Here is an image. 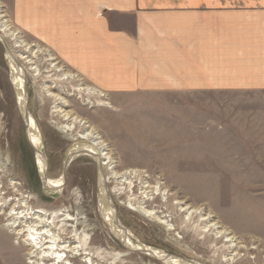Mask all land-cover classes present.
Returning <instances> with one entry per match:
<instances>
[{"label":"rangeland","instance_id":"374dc122","mask_svg":"<svg viewBox=\"0 0 264 264\" xmlns=\"http://www.w3.org/2000/svg\"><path fill=\"white\" fill-rule=\"evenodd\" d=\"M18 12V8L0 0V26L5 24L15 33L13 41L9 37L0 40V202L14 205L24 197L31 211H62L76 218V237L87 239L82 252L93 264H164L128 252L118 243L102 216L98 165L89 154L69 164L59 194L43 186L10 82L8 48L31 62L26 65L27 73L23 71L27 111L42 139L47 179L62 177L70 148L85 134L60 131L64 122L54 111L58 95L66 106L61 110H69L87 123L104 142L90 133L94 139L99 138L97 141L107 147L114 167L103 168L105 185L132 245L206 264H264V90L189 89L166 94H100L103 97L79 93L78 87L88 84L63 63L52 40L48 42L50 47L41 43L36 26L17 23ZM15 41L27 48L15 47ZM58 46L62 48L63 43ZM30 65L39 72L29 70ZM63 74L73 77L62 80ZM48 80L50 96L44 90ZM90 143L95 144L92 140ZM111 171L117 175L135 171L137 176L123 183L112 178ZM143 182L150 188L143 190ZM147 195L148 201L143 199ZM176 202L201 213L186 218ZM137 207L157 212L173 230L131 210ZM208 216V220H201ZM7 219L0 212V264H27L28 247L4 229ZM212 223L225 232L223 238L215 239L212 228L202 232ZM82 259L73 256L69 264H85Z\"/></svg>","mask_w":264,"mask_h":264},{"label":"crops","instance_id":"0c3cea01","mask_svg":"<svg viewBox=\"0 0 264 264\" xmlns=\"http://www.w3.org/2000/svg\"><path fill=\"white\" fill-rule=\"evenodd\" d=\"M6 1L103 95L264 90V0Z\"/></svg>","mask_w":264,"mask_h":264},{"label":"bare ground","instance_id":"6f19581e","mask_svg":"<svg viewBox=\"0 0 264 264\" xmlns=\"http://www.w3.org/2000/svg\"><path fill=\"white\" fill-rule=\"evenodd\" d=\"M0 32L4 34V36L0 35V40L4 41V37H9V39L12 41L15 40V33L12 32L11 29L7 25L1 24ZM22 45H24V47L27 48L23 42L15 41L14 43L15 47L22 46ZM9 52L10 51L8 49V51L6 52V61H7L9 70H10V79H11L10 82L16 93V103L21 109L23 115L24 113H27L28 115V116H25V115L23 116V121L26 122L25 126H26V135H27L28 142L31 148L35 152V159H36V164L38 165V168H39L40 178L43 182V186L48 190V192L53 193V194H59V192H61L60 186L62 184V177L55 181H50L49 179L46 178V172H45L46 171L45 170V166H46L45 159L46 158L44 157V154L42 151V139L38 132L36 123L34 122L33 118L27 111L28 100H27V93H26V86H25V77H24V72H23L24 70L22 68V65L16 59L21 61V63L24 65V68H28L26 65L27 64L29 65L31 62L28 61L26 56L24 57L19 52L17 53L14 52L16 56L12 52L10 53ZM49 66L51 68L54 67L51 64ZM32 69H33L32 72L35 74L39 72L38 68H32L31 66L29 70H32ZM54 70L56 72L57 70L59 72L61 71L58 68L57 69L54 68ZM62 76H64L62 80H64V78L66 79L67 77L71 78V76H69L68 74H63ZM48 82L49 80L44 83V90H45L46 96H50V92L48 91L47 86L48 84L49 86H51V83H48ZM53 84H56V83L54 82ZM77 91L79 93L83 92L86 95H96L97 93L96 90L89 88V87H86L85 90H81L80 87H78ZM55 100L57 102L56 103L57 105L54 107V111L57 112L58 118L60 119L62 118V121L64 122V125L63 127H61L60 131L68 134L69 132H73L76 129V127H81L80 125L81 123L77 122L78 120L74 115L69 114L70 112L65 113L63 110H61L62 107L64 108L65 102L62 101V99L58 97V95L55 98ZM58 105H61V106H58ZM90 133L95 134L92 131H90L87 134L86 133L82 134L79 137V139H81V141L83 142H77L70 148L69 153L71 152V154H73L74 151L78 152V154L76 153L77 155L75 154L76 156L74 155L75 157L73 156V158H71L72 160L70 159L71 160L70 163L79 156H82L84 154H89L88 156L93 157L96 160L97 165H99V167L102 168V171H103V168L107 166H108L107 169L112 170L114 167V162L111 156L107 154L106 145L103 144L101 141H97V139L99 138L94 139L93 135H91ZM91 140L95 142L94 144L95 148L90 143ZM63 167H64V163H63ZM110 174L112 175V178L120 179V182H123V183H130L128 180L130 178L128 177L137 176V173L135 171L134 172L127 171V172L122 173L121 175H117L116 173L111 171ZM105 183H106V177H104L102 174H99L100 208H101L102 213L105 212V216H103L104 222L109 224L111 227V225L114 226L113 225L114 224V221H113L114 212L112 211L109 202L107 201L105 203L104 198L102 197L104 195L103 188H104ZM10 184H14V183H10ZM141 186L143 190L150 188L149 186H147L146 182H143ZM154 188H155V191L154 190L153 191L157 192L158 188L157 187H154ZM143 193L147 194L148 192L143 191ZM143 193L141 192V194ZM154 194L156 195V193ZM150 195H147V198L146 196L143 197V199L145 200L147 199L148 201ZM175 204L180 205V209L178 210H180V212H185L186 218L189 215H192L193 213H201L199 211L191 210L190 207L182 206L184 205L182 203L176 202ZM131 210L142 213L143 215L148 216V217H153V219L157 220L160 224L164 226L165 224L167 225L168 223L167 220H163L155 211L146 210L143 207L132 208ZM0 212H1V215H4L6 216V218H8L6 224L4 225V229L5 230L7 229L10 233H12L17 239V241L21 240V241H18V243L22 242L19 244H23L24 246L28 247L27 249L29 253L27 254V257H28L29 264H47V263L48 264H69L70 259L73 258V256H77V255L83 258L82 259L83 263L93 264L91 258L89 256L84 255V252H82L83 247H85L86 245L87 239H84V240L77 239L75 228L78 225H75V224L79 222L76 218L72 217L71 215L63 214L62 211H58V212L52 211L51 213H46L41 210L31 211L28 206V202L26 201L24 197L19 198V200L14 205H11V203H1L0 202ZM209 218L210 216L206 218L204 217L201 220L204 221V220H208ZM59 224L61 225V227L57 229L56 227ZM167 228L169 230L171 229L173 230V227L170 225H167ZM211 228L213 229V231H215L214 233L215 239L221 238L225 233V232H221L220 227L214 223L208 224L206 226V229H204L203 231L201 230V231L209 232ZM64 229H65V233L62 232V230ZM69 229L71 230L69 232L70 234H72V236H70L67 239L68 241H66V236L70 235L67 233ZM112 231H114L113 235L115 237L119 236V232L117 231V229L113 230L112 228ZM126 234L127 235L129 234L128 231L126 232ZM85 237L87 238V236ZM227 239L228 238H226V240ZM231 246L234 247L233 240L231 241ZM139 248H141V246L133 247V249H139ZM146 251L147 252L152 251V254H154V256H156L158 259L163 260L162 263L164 264H185L176 258H173V257L168 258L164 254H161V252H156V250L154 249H146Z\"/></svg>","mask_w":264,"mask_h":264},{"label":"water","instance_id":"95a60500","mask_svg":"<svg viewBox=\"0 0 264 264\" xmlns=\"http://www.w3.org/2000/svg\"><path fill=\"white\" fill-rule=\"evenodd\" d=\"M7 49V48H6ZM8 51V49L6 50V52ZM10 53V52H9ZM25 116H28L27 113H24ZM23 115V116H24ZM26 119V118H25ZM26 123V122H25ZM78 154V152H73V154L68 153L66 158H65V162H64V167H63V171H62V184L60 186V190L62 189L63 187V182L65 180V173H66V169L68 168L69 164H70V161L72 160L71 158H73V156L75 154ZM76 154V155H77ZM75 155V156H76ZM74 156V157H75ZM71 159V160H70ZM46 169V167H45ZM98 170H99V174H102L103 175V171H102V168L99 167L98 165ZM43 176V175H42ZM104 176V175H103ZM42 181V180H41ZM105 182V181H104ZM43 184V182H42ZM106 184V183H105ZM104 184V195L102 196L104 198V202L106 203L107 201L109 202L110 204V207L112 209V211L114 212V217H113V221H114V226L111 225V227L113 228V230L116 228L117 231L119 232V236L116 237L118 240V243L123 247L125 248V250H127L128 252H135V253H140V254H144L146 256H149L150 258L154 259V260H157V261H160V262H163V260H160L158 259L156 256H154V254H152V251L151 252H147L146 249H149L147 247H141L139 249H133V247H136L135 245H132L129 240H128V237H127V230L122 226V224L120 223L119 219H118V216H117V213H116V208L114 206V204L112 203L110 197H109V191L106 187V185ZM102 216H105V212L102 213ZM111 228V229H112ZM118 234V233H117ZM138 247V246H137ZM143 248V249H142ZM142 249V250H141ZM150 251V250H148ZM156 252H160L158 250H156ZM161 254H164L166 257H173V258H176L178 260H180L181 262L185 263V264H206L204 262H201V261H197V260H193V259H189V258H185V257H181V256H173V255H169V254H165V253H162Z\"/></svg>","mask_w":264,"mask_h":264},{"label":"flooded vegetation","instance_id":"af4514ba","mask_svg":"<svg viewBox=\"0 0 264 264\" xmlns=\"http://www.w3.org/2000/svg\"><path fill=\"white\" fill-rule=\"evenodd\" d=\"M23 68V67H22ZM23 70L26 72V70H25V68H23ZM27 73V72H26ZM69 76H71L70 74H69ZM25 77V86H26V93H27V100H28V91H27V83H26V81H27V79H26V76H24ZM71 77H73V76H71ZM80 85V84H79ZM81 86V85H80ZM86 87H89V86H84V85H82V87H80V89L81 90H85V88ZM90 88V87H89ZM81 93H83V92H81ZM83 94H85V93H83ZM100 91H98L97 90V93H96V97H103V96H100ZM102 95V94H101ZM89 96H93V95H89ZM100 105H102V104H100ZM64 107H66L65 105H64ZM63 110V109H62ZM64 111V110H63ZM65 113L67 112H70L69 114H72V112L71 111H69V110H65L64 111ZM73 115V114H72ZM76 117V116H75ZM77 118V117H76ZM77 122H80L81 124V128L80 129H75V130H78L77 131V133L78 132H80V133H87V132H89V131H91V130H94V129H92L90 126H88L87 125V123H85L84 121H82L81 119H79V118H77ZM79 120H81V121H79ZM95 132V134L96 135H98L97 134V132L96 131H94ZM99 136V135H98ZM97 136V137H98ZM99 138H100V140H101V137L99 136ZM81 140V139H80ZM80 140L78 141V142H80ZM102 141V140H101ZM102 142H104V141H102ZM82 156H87V155H82ZM80 157V156H79ZM91 158H93V157H91ZM94 159V158H93ZM95 160V159H94ZM95 162H96V160H95ZM27 264H29V262H28V260H27Z\"/></svg>","mask_w":264,"mask_h":264}]
</instances>
